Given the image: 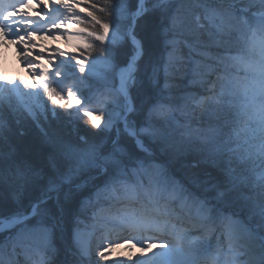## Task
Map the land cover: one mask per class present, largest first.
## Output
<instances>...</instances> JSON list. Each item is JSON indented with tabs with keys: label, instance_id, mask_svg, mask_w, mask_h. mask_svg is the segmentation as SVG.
Here are the masks:
<instances>
[{
	"label": "snow or ice",
	"instance_id": "snow-or-ice-1",
	"mask_svg": "<svg viewBox=\"0 0 264 264\" xmlns=\"http://www.w3.org/2000/svg\"><path fill=\"white\" fill-rule=\"evenodd\" d=\"M132 2L35 0V7H32L33 0H0V47L4 44L16 46L20 59L26 62L34 78L31 84L19 79L0 84V187L6 180L14 184L7 198L16 202H21L29 190L39 193L29 197L28 208L21 210L18 207L9 214L0 211V229L11 231L23 226L17 233V240L26 250L25 264H58L59 249L54 246V237L65 229L68 230L72 255L68 264H169L172 254L197 249L206 257L204 264H248L240 250L242 245L234 242L237 238L231 226L239 225L238 219L226 218L229 229L215 246L206 235L193 242L189 240L190 233H182L179 239L188 242L187 248H178L174 239L160 243L157 241L161 237L144 234L146 224L151 223L142 218V213L147 215V206H142V211L134 206L128 211L125 205L109 221L125 231H136V236H122L119 240L101 243L94 253L79 242L82 220L80 213L73 211V202L89 185L99 188L103 183L104 188L97 192V196L101 192L120 191L130 202H136L137 184L133 178L140 171H147L144 165L151 156L149 153L140 159L142 153L137 150L148 151L144 147L146 139L159 143L165 151L172 149L176 161L186 155L185 145L176 146L169 142L166 126L178 110L173 95L175 86L169 82L167 70L177 57L175 34L183 29L184 20L173 14L161 27V42L167 60L156 59L150 55L149 37L138 34L137 27L150 13L166 9L174 0H135L134 9ZM257 13L260 19L253 20L243 15L237 17L228 10L209 9L203 17H195L196 25L204 26L206 20L215 28L219 52L211 63L196 70L193 82L206 88L211 85L207 88L210 95L199 100L198 107L210 111L218 119L232 112L237 90L243 85L250 100L251 114L264 125V7L257 9ZM47 39L64 46L43 43ZM257 48L260 59L254 63L250 53ZM122 53L123 60L120 59ZM97 60H104L114 68L122 65L117 123H113L111 115H106L103 126L94 125L102 133H110L115 128L116 137L93 142L84 136L73 141L51 134L40 125V118L45 121L57 119L62 115L58 109H67L70 118L79 115L80 107L74 108V105L83 107L90 103L84 90L93 84L90 72ZM162 66L165 74L163 86L160 78ZM213 74L216 75L215 81L211 78ZM250 75L255 87L249 84ZM133 90L140 91V102H137ZM20 93L32 103H28V99L21 102L17 98ZM182 99L188 103L195 97ZM244 110L249 113V107ZM85 115H91V111ZM23 119H31L40 127L47 146L46 159L41 165L20 158L12 140L13 125ZM121 121L123 132L118 127ZM19 134L23 135V132ZM124 136L130 139L125 140ZM200 139L207 142L204 137ZM191 142L189 136L188 143ZM230 142V138L224 139L221 133L218 143L204 159L190 162L189 167L198 170L205 164L207 169H217L224 149L235 155ZM251 155L250 150L247 156L241 154L240 158L247 162ZM258 155L261 167H264V143L259 146ZM133 160L139 170L134 167L129 172L127 165ZM168 183L171 191L167 193L166 201L175 198L191 201L198 206L201 219L208 220L217 215L222 206L233 202L246 183L248 187L243 199L247 212L264 221V173L253 181L241 179L231 168L225 169L223 175H213L208 170L203 173L193 171L185 180ZM89 199L91 197L83 203ZM117 202L124 203L119 198ZM158 212L166 214L167 202ZM172 227L175 229L174 225ZM151 230L147 227V231ZM169 235L175 236V231ZM224 240L227 241L226 250L222 246ZM121 243L130 248L139 246L140 254L135 257L129 254L126 259L113 257L112 252Z\"/></svg>",
	"mask_w": 264,
	"mask_h": 264
},
{
	"label": "trees",
	"instance_id": "trees-1",
	"mask_svg": "<svg viewBox=\"0 0 264 264\" xmlns=\"http://www.w3.org/2000/svg\"><path fill=\"white\" fill-rule=\"evenodd\" d=\"M218 1L232 2L243 8L247 15H250L251 12H257V9L264 7V0ZM169 8V11L159 9L150 13L139 23L137 32L140 35H147L149 37L151 41L150 55L156 59L163 58L166 61L167 52L164 50V45L161 42L160 29L167 23L168 19L173 14L180 16L184 20L183 29L175 34V39L178 42L177 57L173 60L172 64L168 66L167 70L168 80L175 86L173 95L176 98L178 110L174 113V116L170 117V122L166 126L169 132V142L176 146H181L182 144L185 145L186 155L182 157L180 161H176L174 160L172 149L165 151L160 147L159 143L150 139H146L144 145L153 153V156H156L157 159L159 158L165 162L173 175L181 180H185L193 171L203 173L208 170L212 171L213 175H223L226 167L223 160L220 159L219 167L214 170L207 169L205 164H202L201 168L198 170L189 167L190 162L203 160L220 139L215 140L214 136H212L213 133L202 131V128H204V122H197L198 120L200 121V110L197 109L198 112L193 110V103L197 97L207 92L205 85L193 82L196 80L195 72L211 63L212 59L219 52L214 26L206 20L204 21V26H198L195 24V17L199 15L203 17L205 12L209 9L228 10L237 17L239 16V13L229 7L219 8L213 5L209 0H174L170 6H167V9ZM169 51H171V49H169ZM164 75L162 66L160 71L161 86H163ZM211 78L212 80H216V75L213 74ZM133 95L136 97L137 102H140V91L133 90ZM184 97H195V99L185 103L182 99ZM61 112L62 115L57 119L49 118V120L45 121L44 118L41 117L39 122L40 125L44 126L53 135L61 136L73 141H77L79 135L87 137L90 141H92V139L95 140L93 133H97V130L95 131L89 118L79 117L73 119V116L71 118L67 116V111H65V109ZM159 119H163V117H159ZM73 126L77 127L79 131L77 132L79 133L78 136L75 134L73 135L71 132ZM20 131L23 132V135L19 134ZM98 134L101 136L103 135L100 134V132H98ZM189 136H191L192 139L190 144L188 143ZM200 137H204L207 142H203ZM122 138L125 140L130 139L127 136ZM12 140L18 149L20 158L27 159L35 165H41L44 163L47 154V146L44 142L40 127H38L32 120L23 119L19 123H16L15 126L13 125ZM149 145H151V147H149ZM141 153L142 155L140 158L149 156L142 151ZM254 156V158L258 160L256 163H259L261 158L256 155ZM239 163L240 162L237 161L232 164L236 169L237 175L245 168V166L242 167ZM5 168L7 169V165H5ZM14 187L15 185L10 184L7 180L4 182L3 186L0 187V194H2V197H0V211L5 214H9L12 210H15L18 207L21 208V210L28 208L31 202L29 197H34L39 194L33 193L29 190L21 202L12 201L7 197ZM91 187L92 185H89L88 189H86L83 194L78 195L77 199L73 202V211L78 212L81 215L82 223L80 224V229L84 224V218L90 207V199L87 203H83V201L92 195ZM241 188L240 195L245 192L241 191ZM240 195H238L233 202L222 206V208H233L234 210L243 213L242 209L244 206H242V204L244 199L243 197L242 199H239ZM0 242V264H22L25 262L26 250L20 247L15 232L8 237H6V233H0ZM54 246L59 249L58 264H68L72 259V255L67 229H65L63 233H56L54 237Z\"/></svg>",
	"mask_w": 264,
	"mask_h": 264
},
{
	"label": "rangeland",
	"instance_id": "rangeland-1",
	"mask_svg": "<svg viewBox=\"0 0 264 264\" xmlns=\"http://www.w3.org/2000/svg\"><path fill=\"white\" fill-rule=\"evenodd\" d=\"M135 6V0L132 2L131 7L134 8ZM165 11H169V9H164ZM163 10V11H164ZM191 19V18H190ZM260 19V18H258ZM129 22H131V18H129ZM95 54V53H94ZM252 61L258 62L260 59V50L259 48L255 49L253 52L250 53ZM124 53L121 54L120 59L123 60ZM13 56L11 57V61L9 60L8 64L9 67L7 70L0 67V84H4L7 82H12L17 79L21 81H25L29 84L34 82V78L30 77L29 74L26 72L25 68L22 66H19L18 63L14 62ZM51 67V66H50ZM122 67V65H120ZM120 67H112L110 64L106 63L104 60H97L93 62V66L90 72V75L93 80V84L91 88H85L84 94H88L86 96L91 97L89 100L90 102L93 101L91 104H85L83 107L74 105V108L80 107V113L79 115H73V119L80 117L81 115L86 116L85 114L89 112V108H95L98 109L97 114L91 113V115L86 116L90 119L91 124L94 126L95 124H100L101 126L105 123V116L111 115L113 117V123H117L119 110H120V100H121V93H120V83H121V76H120ZM17 68V69H16ZM243 78V77H242ZM249 84L255 87V81L253 80L252 76L250 75L248 77ZM55 86V85H53ZM208 86L207 88H210ZM208 92V90H207ZM210 93V92H209ZM17 98L23 102L25 99H28V103H32L31 99L26 98L23 93L17 94ZM77 98H81L80 96H77ZM205 97H197L195 102L193 103V110H200L199 112V119L198 123H203L204 128H202V131H209L213 133L212 136H214L215 140L219 139L221 136V133H223L224 139L230 138V148L234 150L235 155L232 151H229L228 149H224L220 160H223L224 165L227 168H231L236 172V169L234 166H232L235 162H240L241 166H245V168L240 171L238 176L241 177L243 180L251 179L253 181L258 180L260 178L261 173H264V167H261L262 161L259 163H256L258 160L255 159L254 155L259 157L258 150L259 146L264 143V125H261L259 118L251 114V108H250V100L248 98V95H246L245 87L242 85L237 90V95L234 100V107L230 114H226L225 116L220 117L219 119L211 115L210 111H204L203 109H200L198 107V101L201 99H204ZM45 99L47 97L45 96ZM93 99V100H92ZM83 104V100H82ZM249 107V113H245V107ZM49 107H52V105L49 102ZM59 111H62L58 109ZM65 111L68 112L67 109ZM198 112V111H197ZM31 120V119H30ZM208 120V121H207ZM16 124V123H15ZM14 124V126H15ZM118 127L121 132H123V123L122 121L119 122ZM95 131L97 130V133H93L95 136V140L92 139L93 142L99 141V140H107L109 136L115 138L117 135L116 129L113 128V130L110 133H102L100 132L95 126ZM73 135H79V132L76 126H73L72 131ZM103 134L102 136L98 134ZM208 132V133H209ZM229 135V136H228ZM81 136L79 135L78 140ZM151 140V139H150ZM139 149V148H138ZM140 150V149H139ZM251 150L252 155L251 158L245 162L240 158L241 154L244 156H247L249 154V151ZM225 153V154H224ZM224 156V157H222ZM255 161V162H254ZM256 163V164H254ZM134 165L130 168L136 167L138 169V164L133 160L128 163V166ZM236 165V164H235ZM145 169L147 171H140L139 175L136 176V178L140 179H146L149 181V186H151L152 183H159L163 182L164 186H167L166 183H164V180H172V175L170 176L164 166L163 163L159 160L153 161L150 163V161H146L144 165ZM236 167V166H235ZM139 170V169H138ZM237 174V173H236ZM175 180V179H174ZM146 181V182H147ZM246 185V186H245ZM248 187V185L245 183L243 187L241 188V191H245V189ZM165 190V188L161 189V191ZM171 191V190H168ZM164 194V193H162ZM244 194V193H243ZM243 194L239 196V199H242ZM176 203L181 205V203L184 201L180 198H175ZM192 203V209L197 205ZM242 204V203H241ZM243 213L242 215H235L236 217L233 218V220H239L241 223L239 225H232L235 230H237V234L241 233V239L246 240V242L251 243L252 245L251 250L253 252L249 255V257L246 259L244 258L248 264H250V260L252 261V264H264V221L259 220V218H253L248 212L246 208V202L243 201L242 204ZM195 207V208H196ZM242 208V207H241ZM95 214V219H93V215ZM99 212H93L92 215L89 216V218L84 219V223L88 221V219L91 220V223L97 224V220L99 219ZM222 213H218L215 216H212L210 221L221 219L219 216H223L226 214L221 215ZM188 217L186 219V226L183 227L184 229H187L189 225L191 224L192 219H189ZM253 221V223H251ZM88 223V222H87ZM204 226V225H203ZM229 226V224H228ZM23 226L19 228V231H21ZM83 224V226L80 229L79 233V242L82 243V237L88 236L90 232L94 229H87V227ZM181 230V234L184 233V231ZM18 231V232H19ZM17 232V233H18ZM181 234H178L179 236ZM260 235V237H259ZM200 236V235H199ZM198 235L195 236H189V240L195 242L197 239H200ZM262 236V237H261ZM255 240V242L253 241ZM180 240V243L177 245L178 248H187V241ZM215 242V241H214ZM214 242H211L213 246L216 244ZM1 243V242H0ZM223 246V245H222ZM122 247V245H120ZM119 247V248H120ZM136 246V250H138ZM225 247V246H223ZM140 248V247H139ZM257 249V251H255ZM226 250V247H225ZM126 250L125 252H127ZM200 250L197 249L195 251H184L179 252L181 255H183L185 258L184 260L180 258L179 255L170 256L169 264H191L190 262H187L186 259L188 258H195L196 253H198ZM117 252V253H116ZM140 253V250H138ZM203 253V252H202ZM115 256L123 255L125 253L120 252L118 249H115L113 253Z\"/></svg>",
	"mask_w": 264,
	"mask_h": 264
},
{
	"label": "bare ground",
	"instance_id": "bare-ground-1",
	"mask_svg": "<svg viewBox=\"0 0 264 264\" xmlns=\"http://www.w3.org/2000/svg\"><path fill=\"white\" fill-rule=\"evenodd\" d=\"M32 7H35V0H33ZM28 10H31V9H28ZM43 43L52 44V43H61V42H53L50 39H47V40L43 41ZM61 46L63 47L64 45L61 43ZM12 56H13L14 62L15 63L17 62L19 66L24 67L26 72L29 74V76L33 77L32 73L29 72L27 67H26V62H24V61H22L20 59V57H19V49L16 46H14V45L4 44L2 47H0V67H2L3 69L7 70L8 67H9L8 62H9V60L11 61V57ZM14 62H12V63H14ZM49 66H51V65H49ZM120 245H122V247H120V248L118 247L116 249L119 250V253L123 252L125 254L118 255V256H115L114 254H111L115 258L126 259L127 255H129V254H131L133 257L138 256L140 254L138 252V250H136V247H131L130 248L125 243H121ZM126 250H128V251L125 252Z\"/></svg>",
	"mask_w": 264,
	"mask_h": 264
},
{
	"label": "water",
	"instance_id": "water-1",
	"mask_svg": "<svg viewBox=\"0 0 264 264\" xmlns=\"http://www.w3.org/2000/svg\"><path fill=\"white\" fill-rule=\"evenodd\" d=\"M0 230H7V229H0Z\"/></svg>",
	"mask_w": 264,
	"mask_h": 264
}]
</instances>
